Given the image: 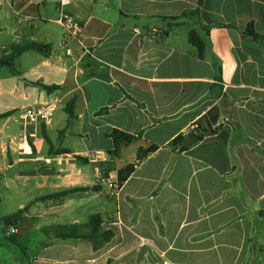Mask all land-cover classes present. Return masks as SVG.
<instances>
[{
  "label": "crops",
  "instance_id": "0c3cea01",
  "mask_svg": "<svg viewBox=\"0 0 264 264\" xmlns=\"http://www.w3.org/2000/svg\"><path fill=\"white\" fill-rule=\"evenodd\" d=\"M197 6L71 0L64 11L84 30L68 56L57 0H0V36L10 37L0 60L12 45L43 46L0 65V115L13 112L0 119V182L39 191L22 193L7 222L17 229L12 242L38 238L36 254L0 256V264H264V0H204L199 14L183 16ZM250 23L262 40L245 34ZM192 31L205 43L203 58ZM53 102L48 143L42 128L24 130L20 111ZM213 110L215 133L185 151L171 146L195 136ZM114 130L137 140L98 176L86 156L112 151ZM129 165L135 170L114 191L108 182ZM95 215L114 232L102 248L57 237L58 226Z\"/></svg>",
  "mask_w": 264,
  "mask_h": 264
},
{
  "label": "trees",
  "instance_id": "16d2710c",
  "mask_svg": "<svg viewBox=\"0 0 264 264\" xmlns=\"http://www.w3.org/2000/svg\"><path fill=\"white\" fill-rule=\"evenodd\" d=\"M204 4V0H198V6L195 10L185 12L183 16L189 15V14H199L200 9ZM180 18H170L171 21L177 22ZM245 34L253 37L256 41H260L263 39L261 35H259L254 27L253 23H250ZM189 40L190 43L193 44L198 51V56L200 58L204 57V51H205V43L203 39L199 36V34L195 31H192L189 35ZM11 53L9 55H3L2 59H5L9 62H13L14 59L21 55L22 53L30 50H35V51H42L43 46L37 44V43H28L25 45H12L11 47ZM17 73L16 71H14ZM35 86L47 91L48 93H52L56 90H59V86H46L40 82L33 83ZM75 103H76V98H73L70 100L67 104L66 111L69 115L70 119H73L74 116V109H75ZM218 113L217 110H213L209 115H207L202 121L199 122L198 128L196 130V135L198 136L199 140H203L206 136H208L209 131H213L212 133H215V130L213 129L214 124L217 122L213 121L211 118L214 116V114ZM13 112H7L4 114L0 115V119L7 118L11 116ZM46 127L43 126L41 131L42 135L45 138L46 142L49 143V138L46 134ZM113 141H114V149L109 152V154L112 156L114 155L115 157L119 156V153L121 151V148L125 145H129L130 143L134 142L137 140L136 136L126 134L124 132H121L119 130H114L110 136ZM185 141L184 136H179L176 138L172 143L171 146L174 148H177L179 151H185L187 150L186 147H183L182 144ZM157 150L156 146H152L146 150L141 149L138 154V159L143 160L144 158H147L151 153L155 152ZM66 150L57 151V154L60 153H65ZM135 170L134 165H129L123 169H121L118 173V179H119V184L123 185V183L129 178V176L133 173ZM70 193L69 191L62 192L59 194H52L50 196H47V198L44 199H51V198H58L63 195H66ZM13 218H10L7 220V222H11ZM102 223H103V218L101 215H95L92 216L88 223L85 224L84 226L81 225H68V226H58L55 228V233L59 239H78V240H85L90 242L93 245V248L95 250H98L102 248L104 245L109 243L113 237H114V232L112 230H103L102 228ZM83 228H86V230H83ZM15 241L14 239H12Z\"/></svg>",
  "mask_w": 264,
  "mask_h": 264
},
{
  "label": "built area",
  "instance_id": "2783aa9c",
  "mask_svg": "<svg viewBox=\"0 0 264 264\" xmlns=\"http://www.w3.org/2000/svg\"><path fill=\"white\" fill-rule=\"evenodd\" d=\"M59 11H60V24L64 30V41L63 49L68 56H71L74 51V44L80 42L81 34L84 30V25L72 17L71 15L65 13V8L71 4V0H57ZM58 110V102L48 103V104H39L34 106L25 107L20 111V121L24 130L29 133V135H35L40 131L43 125H49L55 113ZM197 129V126L192 130ZM90 163L95 165V173L98 176H103L102 168L100 164L107 162L110 159V154L104 151H96L87 154L86 156ZM49 162V161H48ZM101 180L106 182L105 179ZM109 187L114 191L120 188L119 181H110ZM17 234V229L14 227H8L6 235L8 237L14 236Z\"/></svg>",
  "mask_w": 264,
  "mask_h": 264
},
{
  "label": "rangeland",
  "instance_id": "374dc122",
  "mask_svg": "<svg viewBox=\"0 0 264 264\" xmlns=\"http://www.w3.org/2000/svg\"><path fill=\"white\" fill-rule=\"evenodd\" d=\"M9 39V36H0V45L7 43ZM25 192H27L26 194L28 197H35L39 195V191L37 190H23L22 184L19 185V188L13 185L12 189H6L5 183L0 182V256L6 259L7 262L11 260L12 255H16L17 257H24L25 254H36V245L38 238L30 240V242L19 241L18 243H16L12 242L7 237L6 232L3 231L4 229L8 228L7 220L11 215H13V213H16L18 205L21 201H23L22 193ZM29 205L30 204H27L25 206L26 208H23V211H25L29 207ZM32 211H34V209ZM23 213L24 212H22V214Z\"/></svg>",
  "mask_w": 264,
  "mask_h": 264
},
{
  "label": "water",
  "instance_id": "95a60500",
  "mask_svg": "<svg viewBox=\"0 0 264 264\" xmlns=\"http://www.w3.org/2000/svg\"><path fill=\"white\" fill-rule=\"evenodd\" d=\"M0 65H8L10 66L11 63L9 61H5V60H0ZM213 131H209V134H211ZM199 140L198 136L195 135V136H192L190 137L188 140H186L184 143H183V147H190L192 146L193 144L197 143Z\"/></svg>",
  "mask_w": 264,
  "mask_h": 264
}]
</instances>
